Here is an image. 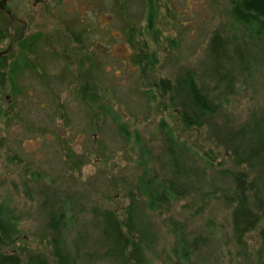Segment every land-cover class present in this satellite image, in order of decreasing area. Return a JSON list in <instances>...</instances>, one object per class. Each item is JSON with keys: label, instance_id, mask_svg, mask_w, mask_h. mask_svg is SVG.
<instances>
[{"label": "rangeland", "instance_id": "obj_1", "mask_svg": "<svg viewBox=\"0 0 264 264\" xmlns=\"http://www.w3.org/2000/svg\"><path fill=\"white\" fill-rule=\"evenodd\" d=\"M118 1L7 2L25 27L0 8L5 59H38L44 70L39 88L21 84L18 94L8 82L0 96V209L14 225L0 253L57 264L61 242L77 264H126L109 256L102 237L108 215L125 225L132 208L134 227L148 237L140 252L147 264H264L263 224L239 246L221 198L240 173L264 187L263 173L235 168L233 157L242 133L264 125V38L234 17L233 0ZM215 34L229 50L220 85L208 51ZM35 37V50L19 49ZM189 75L218 105L191 129L181 101ZM168 148L185 173L180 181ZM162 184L187 197L152 212L145 189ZM183 226L197 245L189 261L175 255L173 232Z\"/></svg>", "mask_w": 264, "mask_h": 264}, {"label": "trees", "instance_id": "obj_2", "mask_svg": "<svg viewBox=\"0 0 264 264\" xmlns=\"http://www.w3.org/2000/svg\"><path fill=\"white\" fill-rule=\"evenodd\" d=\"M233 15L243 24L251 37L264 38V0H233ZM37 40V37L33 39ZM27 42L22 44L23 50H30L31 46H28ZM228 43L220 35L215 34L211 39L208 47L209 61L212 63V71L219 78L217 83H223V77L220 74L222 60L226 57V53L229 51ZM235 55L241 60L243 67L248 70L249 62L245 58V54L242 49L235 47ZM221 75V76H220ZM215 76V77H216ZM167 82H163L164 89H169ZM185 84V85H184ZM178 88V87H177ZM181 98L184 111L182 114L183 123L186 127H192L195 124H200V118H206L214 114L218 110V105L210 98L209 95L203 93V90L197 84L196 78L193 75L186 77L183 83ZM177 97V96H176ZM197 119L198 121H195ZM195 121V122H194ZM199 122V123H198ZM197 126V125H196ZM189 127V128H190ZM191 129V128H190ZM245 135L244 142L239 144V147L234 148L233 157L235 168L247 166L249 168L255 167L261 173L264 174V125L257 124L255 128H249V130L242 133ZM170 142V140H168ZM170 154L175 160L174 171L176 172V180L180 181L183 178L184 172L180 166L179 160L175 157L176 154L170 150ZM178 158L182 156H177ZM259 172V173H260ZM233 189L229 193H223L221 197L225 202V206L232 208L231 222L232 233L236 243L239 246L245 245L244 239L253 234L263 224L260 232V238L264 242V187L256 186L255 180L250 179L244 174L233 175ZM251 182V183H250ZM162 187V188H161ZM160 188H156L151 191L146 188L143 197L147 199L148 208L152 212L159 210L161 205H166V202L176 201L177 199H184L187 197L188 192L183 190V187L175 188L174 186L164 187L162 184ZM255 200L254 201L252 200ZM132 209V208H131ZM129 210V222L122 225L120 220L115 215H108L105 220V229L102 239L109 244V256L113 260H125L126 264H147L141 257L140 252L144 245V234L141 230H138L135 225L133 209ZM4 211L0 209V241H4V237L11 239L12 234L10 231L14 228L11 223H8L4 219ZM56 225L57 221L54 220ZM124 228H127L126 232ZM175 241V255L186 258V261L190 259V253L195 250L197 246L195 243L188 241V235L185 234V227L180 230L174 229ZM194 242V241H193ZM53 256L57 264H77V261H72L68 254L63 251L62 243L54 244ZM183 261L176 264H182ZM0 264H23L20 255L15 253H0ZM27 264H49L41 257H31Z\"/></svg>", "mask_w": 264, "mask_h": 264}, {"label": "flooded vegetation", "instance_id": "obj_3", "mask_svg": "<svg viewBox=\"0 0 264 264\" xmlns=\"http://www.w3.org/2000/svg\"><path fill=\"white\" fill-rule=\"evenodd\" d=\"M17 0H2L0 1V8L2 13H4L6 15V17H10L11 20L13 21L12 23H21L24 24L23 27H25V23L23 22L22 17L23 16H19V14H15L13 11V8H8V4L10 3L11 5L16 2ZM24 2L30 3V5L34 6L36 4L40 5V8H46V7H50V2L51 0H22ZM62 1V5H64L63 0ZM114 1V0H112ZM117 2H119L118 0H116ZM121 1V0H120ZM126 1V0H125ZM123 0V3L125 2ZM129 2V0H127ZM126 1V2H127ZM9 2V3H7ZM33 2V3H32ZM60 4V8L62 7V5ZM8 5V6H7ZM67 13H69V11L66 10ZM80 16L79 13H76ZM25 15V14H23ZM109 26H111L110 24H107L105 28H108ZM115 38V37H114ZM26 42V41H25ZM25 42H21L19 41L18 44H20V50H23L22 44ZM38 40H31L28 44V46H31V48H33L35 50V46L37 44ZM129 42V41H128ZM130 44V43H129ZM133 46V44H132ZM32 49V50H33ZM5 52H3L2 50H0V96L5 94V86L6 84H8V82H12L14 85L13 90L18 91L16 93L21 94V91L23 90V86L21 84H27V85H32L34 86V88H39L40 86V80L42 78V74L44 72V70H42L40 68V61L37 59L35 61L26 59L24 57H20L18 59H15L13 61H8L7 59H5ZM52 57L54 58V61L57 62H63V60L65 61L67 57L63 56H59V55H55L52 54ZM51 57V58H52ZM54 72V71H51ZM60 73L56 74V76H59ZM55 73H54V77ZM7 80V81H6ZM20 92V93H19ZM6 97V95H5Z\"/></svg>", "mask_w": 264, "mask_h": 264}]
</instances>
